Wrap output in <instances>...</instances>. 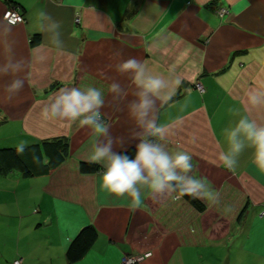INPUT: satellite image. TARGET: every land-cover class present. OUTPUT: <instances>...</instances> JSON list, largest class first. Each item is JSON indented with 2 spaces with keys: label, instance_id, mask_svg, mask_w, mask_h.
Listing matches in <instances>:
<instances>
[{
  "label": "crops",
  "instance_id": "1",
  "mask_svg": "<svg viewBox=\"0 0 264 264\" xmlns=\"http://www.w3.org/2000/svg\"><path fill=\"white\" fill-rule=\"evenodd\" d=\"M8 7L23 22L7 24ZM42 14L62 22V48L41 32ZM9 55L24 61L18 76L25 86L4 102L11 77H0V150L60 140L66 154L46 173L0 171V264H119L124 255L144 252L151 256L139 264H264V173L251 164L248 149L234 170L219 159L221 130L239 115L264 124V103L249 100L264 93V0H0V63ZM130 57L169 83L182 79L173 100L157 105V122L166 127V150L191 154L192 175L218 193L215 203L197 199L198 210L178 193L149 192L130 210L126 196L99 188L101 165L92 173L79 169L88 163L92 130L45 115L61 88L99 87L113 150L135 151L132 135L140 130L127 103L136 88L129 73L116 70ZM112 82L126 98L108 93ZM87 225L97 237L68 263L67 246Z\"/></svg>",
  "mask_w": 264,
  "mask_h": 264
},
{
  "label": "clouds",
  "instance_id": "2",
  "mask_svg": "<svg viewBox=\"0 0 264 264\" xmlns=\"http://www.w3.org/2000/svg\"><path fill=\"white\" fill-rule=\"evenodd\" d=\"M62 22L42 14L40 30L51 46L62 48ZM116 70L129 73L136 91L127 103V114L136 129L132 135L139 142L135 154L129 157L125 152L113 150L115 139L108 134L109 125L102 119L101 109L105 105L106 93L99 87L89 86L61 88L45 108V115L51 119L79 122L95 134V141L87 157L90 164H99L102 171L98 177L99 188L116 197H127L132 211L139 209L147 193H178L177 198L191 196L215 203L218 193L202 178L192 175V156L185 151L169 152L164 147L166 127L157 122V105H168L182 84L176 77L170 83L160 76L146 71L145 65L135 57L122 60ZM25 71L22 59L9 55L0 63V77H11L4 85L6 101L11 102L25 86L18 74ZM108 93L126 98L127 92L118 82L109 85ZM253 105L264 103V93L249 97ZM237 114V113H234ZM225 148L220 152L222 166L234 170L238 157L246 149L250 150V161L254 168L264 173V124H259L247 115L239 118L231 126L221 130ZM107 135V139L104 137ZM27 147L20 142L15 150L22 154Z\"/></svg>",
  "mask_w": 264,
  "mask_h": 264
},
{
  "label": "trees",
  "instance_id": "3",
  "mask_svg": "<svg viewBox=\"0 0 264 264\" xmlns=\"http://www.w3.org/2000/svg\"><path fill=\"white\" fill-rule=\"evenodd\" d=\"M39 41V35H34L31 44L36 45ZM125 153L132 157L135 151L131 149ZM65 154L66 147L60 140L33 144L25 148L22 154H18L15 149H2L0 150V171L5 173L16 169L24 175L46 173L49 169L60 164L64 160ZM79 169L82 173H92L97 170V166L96 164L80 162ZM183 198L196 209L201 210L203 208V205L197 199L187 195ZM96 237L97 232L93 226L82 227L67 246L65 251L66 261L74 263L80 260Z\"/></svg>",
  "mask_w": 264,
  "mask_h": 264
},
{
  "label": "built area",
  "instance_id": "4",
  "mask_svg": "<svg viewBox=\"0 0 264 264\" xmlns=\"http://www.w3.org/2000/svg\"><path fill=\"white\" fill-rule=\"evenodd\" d=\"M225 9L221 8L218 10L219 15H222L225 13ZM3 19L4 21L9 24V25H15L20 22H23L24 18L20 14V12L14 8V7H8L4 12H3ZM75 21H79L78 18L75 19ZM195 87L198 89V91H203L202 85L197 82L195 84ZM151 256V252H144V253H139V254H130V255H124L122 256L119 264H139L146 258ZM12 264H22L21 259H16L12 262Z\"/></svg>",
  "mask_w": 264,
  "mask_h": 264
},
{
  "label": "rangeland",
  "instance_id": "5",
  "mask_svg": "<svg viewBox=\"0 0 264 264\" xmlns=\"http://www.w3.org/2000/svg\"><path fill=\"white\" fill-rule=\"evenodd\" d=\"M141 263V262H140Z\"/></svg>",
  "mask_w": 264,
  "mask_h": 264
}]
</instances>
